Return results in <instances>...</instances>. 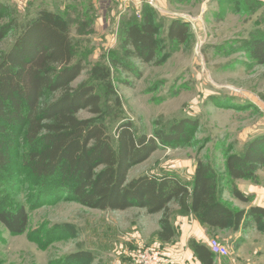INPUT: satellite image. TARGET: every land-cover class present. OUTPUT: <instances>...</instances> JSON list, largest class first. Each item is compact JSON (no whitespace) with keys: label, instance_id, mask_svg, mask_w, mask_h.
I'll list each match as a JSON object with an SVG mask.
<instances>
[{"label":"rangeland","instance_id":"1","mask_svg":"<svg viewBox=\"0 0 264 264\" xmlns=\"http://www.w3.org/2000/svg\"><path fill=\"white\" fill-rule=\"evenodd\" d=\"M169 2L167 13L139 0L121 14L118 0H0L9 9L4 15L12 14L19 26L43 11L71 23L76 59L82 58L86 65L74 86L83 82L95 86L102 96L103 122L112 135L122 122L131 121L136 134L149 137L169 133L183 120L194 122L182 141L162 145L129 175L132 180L171 174L189 184L199 160L224 172L227 155H242L250 142L264 137V66L252 59L246 45L264 38V0ZM146 9L154 12L161 26L160 56H167L165 62L155 66L133 60L135 73L115 67L112 58L123 60V23L140 20ZM175 19L190 27L186 45L172 46L167 41L168 26ZM6 21L1 19L0 24ZM15 38L16 34L10 35L0 48L9 49ZM97 65L110 70L112 91L90 77ZM90 117L87 111L79 114L81 119ZM15 166L0 171V205L5 209L25 206L29 226L22 235H13L0 222V264H134L133 257L141 248L165 251L167 245H155L160 215H146L138 208L97 211L66 197L44 202L37 197V182ZM257 176L256 182H235L248 203L233 198L232 182L226 178L224 203L237 211L264 207V168ZM173 211L175 225L180 212L177 207ZM134 225L149 244L135 247ZM210 239L230 251L228 257L216 256L217 264H264V232L254 225L240 233H212ZM86 251L92 254L91 260L70 261L71 255Z\"/></svg>","mask_w":264,"mask_h":264},{"label":"trees","instance_id":"2","mask_svg":"<svg viewBox=\"0 0 264 264\" xmlns=\"http://www.w3.org/2000/svg\"><path fill=\"white\" fill-rule=\"evenodd\" d=\"M7 10L0 3V20H7L0 24V46L10 35L16 34V38L9 49L0 48V171L11 165L25 170L37 182V197L44 202L66 197L97 211L138 208L146 215L160 214L158 238L164 244L177 237L173 207L210 230L237 233L254 225L264 232L263 206L237 211L223 199L229 178L233 198L250 201L235 182L257 181L258 171L264 168V137L250 142L242 155H227L224 172L199 160L189 184L171 174L130 180L132 168L147 162L162 145L178 144L194 122L183 120L169 133L154 137L138 135L134 123L122 122L112 135L103 122L102 96L95 86L88 82L74 86L86 65L82 58L76 59L71 23L43 11L19 26L12 14L4 15ZM168 27V43H189L188 24L175 19ZM122 28L124 61L112 58V65L135 73L133 60L155 66L165 62L167 56H160L161 26L152 10H143L140 20L127 21ZM246 45L252 59L264 66V38H254ZM90 77L112 91L113 76L108 68L97 65ZM82 111L92 117L79 118ZM0 222L11 234L22 235L29 226L26 207L5 209L0 205ZM190 248L199 263L217 264L210 247L191 241ZM91 258L86 251L71 255L70 261Z\"/></svg>","mask_w":264,"mask_h":264},{"label":"crops","instance_id":"3","mask_svg":"<svg viewBox=\"0 0 264 264\" xmlns=\"http://www.w3.org/2000/svg\"><path fill=\"white\" fill-rule=\"evenodd\" d=\"M120 2V13L123 14L127 7L137 6L139 0H118ZM169 0H157V11L165 12L168 11ZM122 10V11H121ZM194 176V174H193ZM193 178V177H192ZM160 215V214H158ZM177 223H175V231L178 235V241L173 240L171 243H162L159 239L156 241L155 245H167L165 251L174 259L176 264H201L198 259L195 257L192 248H190V242L195 241L202 243L208 247L209 242L211 241L212 233H218L223 231H218L215 229H208L204 226L197 218L194 216H183L180 215L177 218ZM242 230V229H241ZM241 230L237 233H240ZM134 234H135V247L136 246H146L150 242L145 239L144 234L141 233L138 226L134 225ZM177 242L174 244L173 242ZM175 242V243H176ZM173 243V244H172Z\"/></svg>","mask_w":264,"mask_h":264},{"label":"built area","instance_id":"4","mask_svg":"<svg viewBox=\"0 0 264 264\" xmlns=\"http://www.w3.org/2000/svg\"><path fill=\"white\" fill-rule=\"evenodd\" d=\"M140 2L157 9V0H140ZM208 247L218 257H228L230 254L229 248L216 239H212ZM132 261L134 264H176L168 252L153 247L141 248L136 252Z\"/></svg>","mask_w":264,"mask_h":264}]
</instances>
